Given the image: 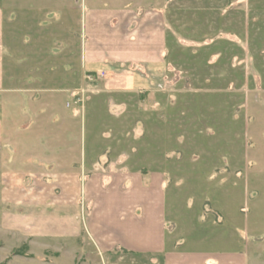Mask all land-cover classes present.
I'll list each match as a JSON object with an SVG mask.
<instances>
[{"label":"rangeland","instance_id":"1","mask_svg":"<svg viewBox=\"0 0 264 264\" xmlns=\"http://www.w3.org/2000/svg\"><path fill=\"white\" fill-rule=\"evenodd\" d=\"M3 1L7 29L1 48L4 74L6 81L29 88L21 93V101L32 103V86L45 79L32 76L34 68H40L32 64H40L45 74L43 65L50 61L45 49L52 58L60 50L59 44L48 45V41L64 31L66 17L77 16L56 11L66 0ZM177 1L180 7L164 14L168 61L159 77L162 89L138 95L145 100L139 108L149 118L157 113L159 125L150 140L138 126L134 141L123 145L131 149L129 159L107 153L83 158V145L81 151L76 149L81 157L63 159L74 169L84 161L93 165L91 170L96 166L109 171L131 161L145 167L142 171H164L168 243L177 239L180 248L215 251L244 246L250 251L248 264H264V0ZM81 2L70 0L75 8H81ZM166 4L173 2L166 0ZM50 8L54 12H40ZM79 26L77 22L78 30ZM69 38L72 63L71 55L77 50L71 29ZM12 74L16 77H7ZM84 81L77 88L79 82L70 78L73 92L68 104L80 118L91 95ZM29 113L20 122L19 140L26 150L20 160L32 151ZM103 132L109 136L108 130ZM70 140L75 142V135ZM146 146L154 148L138 152ZM89 172H81L79 179ZM21 184L6 190L21 195L32 191L27 178ZM12 207L7 204L4 221L0 220V264H153L143 255L100 256L80 233L74 239H36L32 237V213ZM73 213L70 221L81 227V215L75 214L76 221Z\"/></svg>","mask_w":264,"mask_h":264},{"label":"crops","instance_id":"2","mask_svg":"<svg viewBox=\"0 0 264 264\" xmlns=\"http://www.w3.org/2000/svg\"><path fill=\"white\" fill-rule=\"evenodd\" d=\"M62 2L56 11L70 16L76 13L77 17H66L60 36L57 33V37L47 40L48 45L59 44L60 50L58 57L52 58L45 49V58L50 60L43 65L45 74L40 64H32L40 67L34 68L32 76L45 79L32 86V103L23 104L21 93L29 88L6 81L4 74L1 48L6 44L5 5L0 0V220L4 221L7 204H12L14 211L23 207L21 211L32 213V237L74 239L83 234L100 256L143 255L153 264H248L250 251L244 246L215 251L180 248L177 239L167 242L164 171H142L145 167L132 165L131 161L121 162L109 171L98 166L91 170L93 165H85L84 161L74 169L63 159L81 157L76 149L81 151L82 145L83 158L107 153L129 159L131 149L123 145L134 141L138 126L150 140L159 125L157 113L149 118L139 108L145 100L138 95L162 89L159 77L168 61L164 14L171 12L170 8L175 10V6L178 9L179 1L172 0L173 4L167 5L166 0H82L81 8H75L70 0L63 7ZM50 11L54 9L40 12ZM70 29L77 50L71 55L72 63L68 49ZM101 73L103 77H99ZM86 75L95 78L86 81L91 95L80 118V113L70 110L68 104L73 92L70 78H76L78 88ZM29 112L32 151L20 160L21 153H26L19 140L20 122L27 119ZM103 131L109 136L104 137ZM72 135L75 142L70 140ZM7 145L10 147L5 149ZM95 145L98 148H92ZM153 148L140 147L138 152H151ZM85 171L91 175L79 179ZM26 178L32 191L22 195L7 192L6 189L20 188ZM72 213L81 215L78 214L81 227L70 221ZM78 215L73 219L77 221Z\"/></svg>","mask_w":264,"mask_h":264},{"label":"built area","instance_id":"3","mask_svg":"<svg viewBox=\"0 0 264 264\" xmlns=\"http://www.w3.org/2000/svg\"><path fill=\"white\" fill-rule=\"evenodd\" d=\"M103 76H104L103 73L99 74V77H103ZM94 78H95V77H93V76H91V75H86V76H85V80H86L87 82H91V81H93Z\"/></svg>","mask_w":264,"mask_h":264}]
</instances>
